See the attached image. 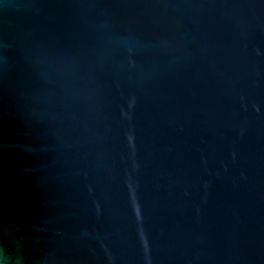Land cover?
<instances>
[{"label":"water","instance_id":"1","mask_svg":"<svg viewBox=\"0 0 264 264\" xmlns=\"http://www.w3.org/2000/svg\"><path fill=\"white\" fill-rule=\"evenodd\" d=\"M8 264H264V0H0Z\"/></svg>","mask_w":264,"mask_h":264},{"label":"clouds","instance_id":"2","mask_svg":"<svg viewBox=\"0 0 264 264\" xmlns=\"http://www.w3.org/2000/svg\"><path fill=\"white\" fill-rule=\"evenodd\" d=\"M0 264H8V260L3 253V250L0 249Z\"/></svg>","mask_w":264,"mask_h":264}]
</instances>
